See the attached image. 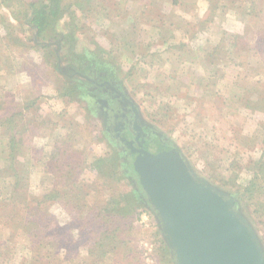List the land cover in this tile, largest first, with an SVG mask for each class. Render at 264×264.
Listing matches in <instances>:
<instances>
[{"label":"rangeland","instance_id":"obj_1","mask_svg":"<svg viewBox=\"0 0 264 264\" xmlns=\"http://www.w3.org/2000/svg\"><path fill=\"white\" fill-rule=\"evenodd\" d=\"M47 2L0 0V169L9 163L12 133L21 198L31 201L26 209L6 205L12 178L0 177V264H173L120 136L82 97L92 67L111 72L155 132L149 138L176 147L199 177L234 197L264 249V197L255 189L264 181L254 165L264 155V110H255L264 103V0H60L61 13L38 34L32 9ZM182 18L189 19L185 33ZM23 44L28 48L19 50ZM45 62L78 64L82 75L51 71ZM21 79L30 82L27 92ZM17 106L24 107L22 121L9 133L4 117ZM111 182L120 184L115 193ZM68 200L94 210L121 202L107 219L79 213L99 231L122 226L116 250L91 255L93 238L78 255L31 251L30 223L43 214L34 212L36 201L64 226Z\"/></svg>","mask_w":264,"mask_h":264},{"label":"water","instance_id":"obj_2","mask_svg":"<svg viewBox=\"0 0 264 264\" xmlns=\"http://www.w3.org/2000/svg\"><path fill=\"white\" fill-rule=\"evenodd\" d=\"M132 163L135 188L161 225L173 264H264L260 239L234 197L199 177L176 147L139 148Z\"/></svg>","mask_w":264,"mask_h":264},{"label":"trees","instance_id":"obj_3","mask_svg":"<svg viewBox=\"0 0 264 264\" xmlns=\"http://www.w3.org/2000/svg\"><path fill=\"white\" fill-rule=\"evenodd\" d=\"M60 5H61L60 0H49V2L45 4H38V5L33 6L32 16H31L32 18L30 20V24L33 25L37 29L38 34H43V32L49 29V26H51L50 24L51 17L59 16V14L61 13ZM16 41L19 43L18 40ZM23 48H28V46L23 44L22 47L20 48L18 47L19 50H22ZM45 63L46 65H48V68L51 71L55 70L56 64L54 63L48 64L47 62ZM24 64L25 63L22 62L21 67H23ZM9 66H10V69L12 70V65H9ZM0 107H2V103L0 104ZM262 107L256 106L255 110L256 111L260 109L264 110V103H262ZM23 108H20L19 106H17V107L12 108L11 112H9L8 114H5L4 123L7 126L6 130L9 133L11 130H13L12 127L14 126V122L22 121L21 114H22ZM27 108H28V105H25V109ZM16 117L18 118L14 120ZM19 136H22V134H20ZM15 144H16L15 137H13V134L11 133V135H8V144H7V153H8L7 160L9 161V163L8 165L0 169V177L7 175L8 177L12 178V193H11L12 201L9 198L8 201H4V202L6 205L10 203V205H14L18 209H26V205L28 204V202L26 203V205H25V202L29 200H26V198L24 197L21 198V194L24 193L25 188L22 193L21 188L23 187V185L21 184V181L19 180L18 169L16 168V164L18 162L16 158L19 155V152L15 148ZM155 145L158 149L156 152H158L159 150L166 151L170 149V146H168L166 143H162L161 141H159ZM254 165L256 167L258 174L262 176V180L264 181V155L262 157V160L258 162L255 161ZM132 170L134 171V169ZM255 175H257L256 172H255ZM104 177H105V182H106V180L109 177L107 176V174H104ZM119 186L120 184L118 182L108 183V189H110L111 193H115L114 190H117ZM255 189L258 192L257 194L258 197H264V185L262 183L259 185L255 184ZM16 192L18 193L16 194ZM15 194L18 196L17 200L15 199ZM70 200H68V202L66 203H63L65 206L64 211L66 212L67 217L69 218L67 223L64 224V226H61L58 222H55V220L52 221L53 220L52 216H49L45 213L44 203L42 204V201L41 202L36 201L38 202V204H35L36 206L34 208L39 207V209H35L34 212H43V214L39 218V220L31 221L30 223V226L31 225L33 226L31 227L30 231H28L29 234L31 235V245H32L31 251L35 252L37 247H39V249L46 248V249L52 250L53 251L52 256H55L56 252L60 248H64L65 249L64 255H66L67 257L70 254L78 255L77 250L81 247V245L93 244L94 240H90L93 238H96V242L94 244L97 247V249H93L91 248V246H89L91 249V253H92L91 255L94 254L96 256L97 252H102L101 255H108L110 251L116 250L117 243H119L117 241L118 239L117 234H120L118 233L119 230L123 231L122 229L123 227L117 226L116 228H114V230L110 232H108V230H104V232L99 231V229L98 230L95 229L96 226L94 224L95 223L94 219H91V221L89 219L84 221V219L79 215V213H82V216H83L84 213L86 212H91V213L94 212L95 216L98 219L99 217L100 218L105 217L107 219L110 217V214L114 212V210L116 212L117 207L121 204V202L120 201L112 202V203L106 202L103 206L96 204L95 210H94L92 206L86 203H82V205H80V203L71 204ZM32 202H35V200H32ZM85 210L87 211L85 212ZM51 222H53V225H50ZM34 228H38V230ZM23 229L24 231H26L28 229V226L24 225ZM46 239H48L47 242H45ZM103 241H109V243L105 244ZM105 245L110 246V249L105 250L103 248ZM33 247L35 248V251ZM118 258L120 260V256ZM21 261H22L21 263H23V259ZM97 261L99 262V259Z\"/></svg>","mask_w":264,"mask_h":264},{"label":"flooded vegetation","instance_id":"obj_4","mask_svg":"<svg viewBox=\"0 0 264 264\" xmlns=\"http://www.w3.org/2000/svg\"><path fill=\"white\" fill-rule=\"evenodd\" d=\"M78 66V64L63 66L57 62L55 70L66 76L75 75L78 78L82 75L78 71ZM63 70H67L69 73L63 72ZM85 76H87L85 77L87 82L81 90V94L86 106L101 116L104 127L112 136H120V140L124 144V156L127 160L125 163L128 166L134 162L139 148H143L151 154L164 151H151L150 147L157 149L155 144L158 142L154 141V138H149L147 134L152 135L155 132L144 126L141 120L137 118V109L131 105L130 99L122 89L113 82L110 71L105 70L101 73L92 67L86 72ZM171 149L172 147L169 150ZM141 196L144 197V194L142 193ZM142 199L144 200V198Z\"/></svg>","mask_w":264,"mask_h":264},{"label":"crops","instance_id":"obj_5","mask_svg":"<svg viewBox=\"0 0 264 264\" xmlns=\"http://www.w3.org/2000/svg\"><path fill=\"white\" fill-rule=\"evenodd\" d=\"M185 18H188V16H186ZM185 18H182L181 20L177 21L179 28L181 29V31H183V33L186 32V24L185 23H187L186 21H189V19H186V21H185ZM10 85H14V84L11 83ZM17 85H21L22 92L24 93V92H27L26 88H24V87H28V85H30V82L27 79H25V80L21 79L20 81H18ZM22 92H21V94H22Z\"/></svg>","mask_w":264,"mask_h":264}]
</instances>
